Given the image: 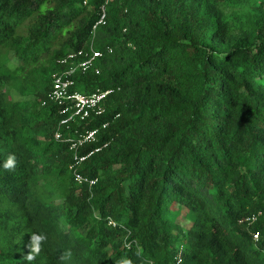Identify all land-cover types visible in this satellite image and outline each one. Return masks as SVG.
Listing matches in <instances>:
<instances>
[{
	"label": "trees",
	"instance_id": "16d2710c",
	"mask_svg": "<svg viewBox=\"0 0 264 264\" xmlns=\"http://www.w3.org/2000/svg\"><path fill=\"white\" fill-rule=\"evenodd\" d=\"M102 3L0 0V264H264V0ZM90 44L70 89L112 91L61 123Z\"/></svg>",
	"mask_w": 264,
	"mask_h": 264
},
{
	"label": "built area",
	"instance_id": "2783aa9c",
	"mask_svg": "<svg viewBox=\"0 0 264 264\" xmlns=\"http://www.w3.org/2000/svg\"><path fill=\"white\" fill-rule=\"evenodd\" d=\"M111 0H103V3L99 7L98 17L92 24V32L95 29L104 24L105 22V5ZM101 55V51L94 48L91 44L88 46L87 50L79 49L77 51L70 52L66 54L58 62L61 64H66V67L60 71L53 73L52 75V86L48 93V97L52 101H56L61 104L60 113L68 114L66 117L61 119V123H66L67 121L79 117L83 119L87 117L90 112L94 114H100L103 112L104 108L102 106V101L108 93L112 91L111 88L106 89H96L90 93H83L78 90H71L70 87L73 85L74 81L72 75L76 69H81L82 71L87 69L92 62ZM76 58H80L77 59ZM69 61V62H68ZM107 122L102 123V127H105ZM97 128L87 130L85 133L81 134L78 138L72 141L70 147L75 148L83 144L91 143L96 139ZM55 137H59V133H55ZM98 148H94L92 151L86 155H78L76 157V162L82 161L88 154L96 151ZM75 179L79 182L81 181V176L75 174ZM90 184L94 183L93 179L89 180ZM261 211L249 213L242 218L238 219L239 223H246L250 225L254 223ZM108 223L113 224L111 220ZM253 242H258L259 233L258 231H252ZM175 264H183L180 259V254L175 256Z\"/></svg>",
	"mask_w": 264,
	"mask_h": 264
}]
</instances>
